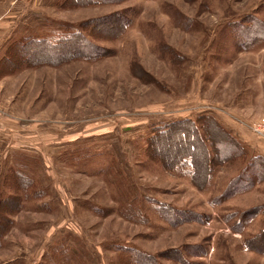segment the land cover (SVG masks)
<instances>
[{
    "label": "rangeland",
    "instance_id": "rangeland-1",
    "mask_svg": "<svg viewBox=\"0 0 264 264\" xmlns=\"http://www.w3.org/2000/svg\"><path fill=\"white\" fill-rule=\"evenodd\" d=\"M112 1L0 0V264H264V0Z\"/></svg>",
    "mask_w": 264,
    "mask_h": 264
},
{
    "label": "trees",
    "instance_id": "trees-1",
    "mask_svg": "<svg viewBox=\"0 0 264 264\" xmlns=\"http://www.w3.org/2000/svg\"><path fill=\"white\" fill-rule=\"evenodd\" d=\"M98 1V0H97ZM99 2H100V0H99ZM104 2H113L112 0H104ZM255 20V22H253L252 24H250L248 27H244V28H242L241 29V35H243L245 38H247L248 40H249V42L250 41H252L253 40V37L251 36V33H255V32H257L258 31V28H260L261 26H263V22L260 20V19H254ZM262 29H264V26L262 27ZM79 40H80V43H81V46H83V48L84 49H88L89 47L91 48L92 46H89V44H88V42L87 43H85V41H84V38L83 37H79ZM82 41V42H81ZM257 41H255V43H256ZM259 42V41H258ZM81 53H83V52H81ZM80 53V54H81ZM217 127H218V129H221V130H223V128L219 125V124H217L216 125ZM169 130H166V129H164V130H161V132H160V134H159V136H162V135H165V134H167V132H168ZM197 139H198V141H200L202 144H203V146L206 148V152H207V155L209 154V152H208V143L210 142V138H209V135L207 134V136H206V138L205 137H202V136H200L198 133H197ZM211 137V136H210ZM226 145L227 144V141H225V140H223V141H221V145ZM216 143H212V147L213 148H215L216 149ZM186 157L185 156H182L181 154H179L178 155V158H177V160H178V162L180 161H182L183 162V160L185 159ZM261 162H260V164H257V165H253V166H251V169H253V170H257V167H259L258 169L259 170H261L263 167V165H264V159L262 158L261 160H260ZM262 165V166H261ZM264 171V170H263ZM263 171H262V173H263ZM263 175V174H262Z\"/></svg>",
    "mask_w": 264,
    "mask_h": 264
},
{
    "label": "built area",
    "instance_id": "built-area-1",
    "mask_svg": "<svg viewBox=\"0 0 264 264\" xmlns=\"http://www.w3.org/2000/svg\"><path fill=\"white\" fill-rule=\"evenodd\" d=\"M253 133L264 139V117L251 126Z\"/></svg>",
    "mask_w": 264,
    "mask_h": 264
}]
</instances>
